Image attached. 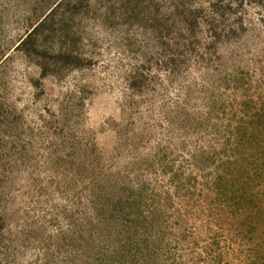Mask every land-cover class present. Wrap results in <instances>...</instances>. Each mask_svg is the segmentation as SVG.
<instances>
[{
  "label": "rangeland",
  "instance_id": "374dc122",
  "mask_svg": "<svg viewBox=\"0 0 264 264\" xmlns=\"http://www.w3.org/2000/svg\"><path fill=\"white\" fill-rule=\"evenodd\" d=\"M0 264H264V0H0Z\"/></svg>",
  "mask_w": 264,
  "mask_h": 264
}]
</instances>
